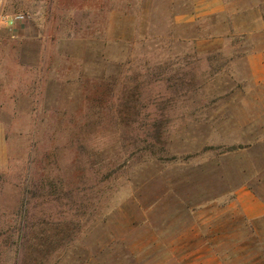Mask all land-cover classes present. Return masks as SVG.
I'll return each mask as SVG.
<instances>
[{"label": "rangeland", "instance_id": "374dc122", "mask_svg": "<svg viewBox=\"0 0 264 264\" xmlns=\"http://www.w3.org/2000/svg\"><path fill=\"white\" fill-rule=\"evenodd\" d=\"M199 6L0 0V264H264V98Z\"/></svg>", "mask_w": 264, "mask_h": 264}, {"label": "crops", "instance_id": "0c3cea01", "mask_svg": "<svg viewBox=\"0 0 264 264\" xmlns=\"http://www.w3.org/2000/svg\"><path fill=\"white\" fill-rule=\"evenodd\" d=\"M200 5L196 17L213 16L227 20V30L212 39L216 44L225 37H241L245 52L241 56L249 71V78L264 98V0H197ZM260 130H264V104L260 107ZM261 140H264L262 134ZM263 142V141H262ZM7 161L3 128L0 125V169ZM262 191L243 187L236 193L237 206L252 225L264 219Z\"/></svg>", "mask_w": 264, "mask_h": 264}, {"label": "built area", "instance_id": "2783aa9c", "mask_svg": "<svg viewBox=\"0 0 264 264\" xmlns=\"http://www.w3.org/2000/svg\"><path fill=\"white\" fill-rule=\"evenodd\" d=\"M21 17H22V15H20V14H17L14 17H8V16H1L0 15V18H2L5 22H8L10 24H12L14 21L20 19Z\"/></svg>", "mask_w": 264, "mask_h": 264}]
</instances>
